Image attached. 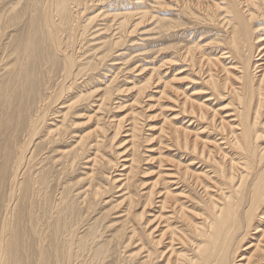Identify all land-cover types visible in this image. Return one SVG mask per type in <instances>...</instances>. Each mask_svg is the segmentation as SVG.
<instances>
[{
  "label": "bare ground",
  "instance_id": "6f19581e",
  "mask_svg": "<svg viewBox=\"0 0 264 264\" xmlns=\"http://www.w3.org/2000/svg\"><path fill=\"white\" fill-rule=\"evenodd\" d=\"M0 264H264V0H0Z\"/></svg>",
  "mask_w": 264,
  "mask_h": 264
},
{
  "label": "rangeland",
  "instance_id": "374dc122",
  "mask_svg": "<svg viewBox=\"0 0 264 264\" xmlns=\"http://www.w3.org/2000/svg\"><path fill=\"white\" fill-rule=\"evenodd\" d=\"M156 13H158V12H156ZM160 14H161V16H169L170 17V14H168V13H166V12H160ZM150 25V26H149ZM152 28V24H146L145 23V25H143V27H142V29L145 31H142V32H144V33H141L140 35H139V40H138V48H139V50L140 51H138V53H141V54H139L138 55V57L137 58H134V59H136L137 60V64L139 65H141V64H144L145 66H147V67H145V69L146 70H144L143 71V73H140V74H138L139 76H141V75H144L145 73H146V71H147V69L149 68V66L151 67L152 65H156V64H158V62H157V53H156V51H157V49H158V47H160V46H156L155 45V43L153 44L150 40H149V37L151 38V37H153V34H151L152 32H150V31H147V29H151ZM141 29V30H142ZM146 32L148 33V34H146ZM150 35V36H149ZM152 35V36H151ZM147 37V38H146ZM144 39V40H143ZM149 40V41H148ZM140 41V42H139ZM143 43V44H142ZM169 44H171L172 42H168ZM168 43L166 44V45H168ZM141 44V45H140ZM145 45V46H144ZM152 45V46H151ZM144 46V47H143ZM162 46H164L165 47V44H163ZM146 47V48H145ZM213 47V49L214 48H217V46H212ZM150 48V49H149ZM130 48L128 47V50L127 51H125L124 49H121L120 50V52H123V51H125V52H130ZM144 50V51H143ZM164 55H167L168 53H167V51L165 52V53H163ZM156 56V57H155ZM155 57V58H154ZM168 56H166L165 58H167ZM153 58H154V60H153ZM118 62H123V63H125V61H122L121 59L120 60H117ZM116 61V62H117ZM135 60H131V61H129V62H127L125 65H127L128 66V64H130V63H132V62H134ZM110 62V63H109ZM112 61H108V64H112L111 63ZM157 62V63H156ZM146 63V64H145ZM136 64V65H137ZM125 65L123 66V68H125ZM137 65V66H138ZM165 68V67H164ZM135 69V68H134ZM109 70V69H108ZM112 70H113V68H112ZM112 70H110L109 72L110 73H107V75H109V74H112L113 72H112ZM130 72H134V71H130ZM129 71H119V73H118V77H117V79H116V81H117V83H118V85L119 84H122L123 86H126V82H127V80H128V82L130 81V82H132L133 81V78L135 79V76H133V73H130ZM186 72H184V73H182L181 75H183V74H185ZM134 74H137V72H134ZM127 75V76H126ZM137 75V77H139ZM127 77V78H125L124 79V77ZM136 77V78H137ZM122 78V79H121ZM130 79V80H129ZM125 81V82H124ZM123 82V83H122ZM176 87H180V86H176ZM154 89V88H153ZM153 91L154 90H152L151 92L153 93ZM150 92V91H149ZM181 91H179V93H180ZM130 93V92H129ZM128 93V94H129ZM123 99H125L124 100V102L125 101H127V104H129L130 102H131V99H130V96L129 95H125V96H121ZM121 98V101L123 100ZM147 99V98H146ZM152 99L153 98H151V99H147V100H145V102H143V104H139V105H136L137 107H136V110H138L139 108H142V107H145L146 105V103H147V101L148 102H150V101H152ZM116 101H118V100H115V102ZM161 104H170L169 103V101H168V103L167 102H165V101H161ZM125 107H121L120 109H118L117 111H110L109 112V119H111L113 116V118L115 119V118H117V117H121L123 114H124V111H125V109H126V104L124 105ZM125 108V109H124ZM129 108V107H128ZM158 107L157 106H151L150 108H148V109H146L145 110V113H144V115L143 116H141V118H142V120H140L141 122H142V127L145 129L144 130V135H146L147 133L148 134H151V133H153V132H155V127H157L158 126V122H159V120H160V116H154V115H150V118H145V116L146 115H148V114H150V113H154L155 112V110L157 109ZM128 110V109H127ZM140 110V109H139ZM168 112L171 110V109H166ZM126 112V111H125ZM114 113V114H113ZM176 122H178V121H176ZM179 123V122H178ZM146 124H148V125H150V126H148V125H146ZM153 125H156L155 127L153 126ZM153 126V127H152ZM149 127V128H148ZM150 127H151V129H150ZM148 128V129H147ZM146 131V132H145ZM154 135H157V132L156 133H154ZM122 137V135H120V138ZM153 141V142H152ZM150 143L148 142V143H146V144H148V145H146V144H143V146L145 147V146H150V145H152L153 144V147L154 148H150V147H147V148H149V149H146L147 151H145L144 152V156H146V155H148V154H151L152 153V155L153 156H156L157 154L155 153L156 152V150L158 149L157 147H158V145L156 144V142H155V140H152ZM154 143H155V145H154ZM155 146H156V148H155ZM162 146V145H161ZM163 146H165L164 144H163ZM166 147V146H165ZM116 148L117 147H113V149L112 150H110V152H114L115 150H116ZM145 150V149H144ZM165 148L164 149H162V151H164V153H165ZM152 151V152H151ZM108 152H109V150L107 149V154H108ZM147 153V154H146ZM168 153V152H167ZM167 153H165V154H167ZM155 154V155H154ZM109 155V154H108ZM110 156V155H109ZM146 161L147 160H145V161H143V163L141 162V165H142V167H143V169H144V167L147 169L148 167H150V166H152L153 165V163H155V161L153 162V159H150V160H148L147 161V163H146ZM152 161V162H151ZM147 164V165H146ZM144 165V166H143ZM149 165V166H148ZM120 170V168H118L114 173L115 174H119V171ZM79 171H81V169L79 170ZM116 172H118V173H116ZM113 173V174H114ZM145 178H147V177H145ZM112 192V191H111ZM119 193H116V194H114L113 196L114 197H109V198H106V199H108V201L109 202H111L112 200H115V198H117L116 196L118 195ZM113 203V202H112ZM111 203V204H112ZM108 204V203H107ZM102 206H104V205H99L98 207H97V212H95V215L93 216V218H96V217H98L100 214H102L103 212L102 211H104V208L103 209H101L102 208ZM107 207H108V205H107ZM106 207V208H107ZM109 208V207H108ZM100 209V210H99ZM105 210H107V209H105ZM116 215H114V216H111V217H115ZM114 221H115V219H114ZM117 223V222H116ZM119 223V222H118ZM107 235H109V233H106Z\"/></svg>",
  "mask_w": 264,
  "mask_h": 264
}]
</instances>
